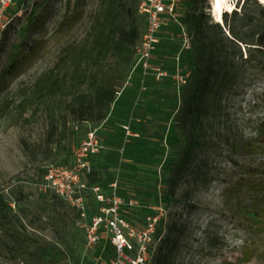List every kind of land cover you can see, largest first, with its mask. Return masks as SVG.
<instances>
[{
	"label": "rangeland",
	"instance_id": "1",
	"mask_svg": "<svg viewBox=\"0 0 264 264\" xmlns=\"http://www.w3.org/2000/svg\"><path fill=\"white\" fill-rule=\"evenodd\" d=\"M197 1L212 8V0ZM238 1L228 0L229 13L241 12L244 1ZM102 2L0 0V109L6 110L0 122V264H158L166 238L172 240L166 264H264V187L255 186L264 180V143H256L264 122L258 62L238 65L237 79L206 122L204 147L181 173L187 87L179 94L171 80L144 81L130 71L122 79L110 58L90 70L86 85L73 82L56 97L36 100L39 79L86 40ZM139 3L125 0L122 24L136 21L142 33ZM189 4L178 5L187 31ZM246 6L255 28L264 29L257 6ZM210 19L218 23L212 10ZM178 30L172 23L164 29L154 68L172 71L180 56L181 70L188 71L191 51L183 50ZM223 31L232 39L228 25ZM218 43L222 52H239L229 41ZM239 46L246 59L249 49ZM96 83L118 88L102 120L99 111L89 113ZM91 132L102 146L90 160L92 175H82L68 195L56 194L48 177L74 169ZM112 210L128 226L123 233L133 249L124 258L105 221L98 240L89 238L94 219L111 218ZM149 224L154 231L145 237ZM216 237L223 245L211 250Z\"/></svg>",
	"mask_w": 264,
	"mask_h": 264
},
{
	"label": "trees",
	"instance_id": "2",
	"mask_svg": "<svg viewBox=\"0 0 264 264\" xmlns=\"http://www.w3.org/2000/svg\"><path fill=\"white\" fill-rule=\"evenodd\" d=\"M240 4L241 1L237 6ZM247 4L257 6L260 16L264 19V6L258 0H244L241 12L234 10L226 13L223 24L210 19L212 8L204 9L203 1L190 0L186 15L187 18L191 16L188 33L192 38L193 47L184 64L190 72V77L185 86L188 91L182 118L183 127L188 130L189 135L184 142L178 166L179 173L189 167L194 155L204 147L203 133L206 122L213 108L222 103L224 95L237 79L238 65L242 62V67H247L258 62L264 70V29L255 28L254 18L247 11ZM124 6L125 0H103L102 10L95 17L92 31L86 40L81 45L66 50L60 57L58 65L39 79L35 90L36 100L56 97L68 90L73 82L79 86L86 85L90 80V70L94 66L100 67L110 58L115 59L122 79L126 78L133 65L135 48L142 33L136 21L128 28L122 24ZM205 10H210L209 14H205ZM181 20L178 15V21L184 26L185 23ZM231 22L234 23L233 26L230 25ZM171 23L179 28L173 21H169L168 25ZM226 25L232 39H228L224 34L223 27ZM178 31L180 33V28ZM218 41H229L239 52H222ZM239 44L249 49L250 53L246 59L243 58ZM117 93V86L96 83L89 113L99 111L98 120H102L103 111L114 103ZM5 114V108H1L0 122ZM256 134V143H264V122L259 124ZM253 172L260 174L258 170ZM255 186L264 187V180ZM171 242L170 238L160 241L157 251L158 264L167 263L168 246ZM222 245L223 241L218 237L210 241L211 250H216ZM242 255L247 256L245 252Z\"/></svg>",
	"mask_w": 264,
	"mask_h": 264
},
{
	"label": "built area",
	"instance_id": "3",
	"mask_svg": "<svg viewBox=\"0 0 264 264\" xmlns=\"http://www.w3.org/2000/svg\"><path fill=\"white\" fill-rule=\"evenodd\" d=\"M178 5L179 0H140L139 3V15L145 21V30L142 32L140 40L135 48V58L131 67V75H139L142 80L154 78L156 81L171 80L179 94L181 90L187 85L190 73L187 70H181L180 68V56L176 58L175 66L172 71L167 69H156L153 66L154 55L157 52L161 42L162 34L165 28L168 26L169 21H173L178 24L180 28V35L183 40V50L190 51L192 49V43L188 31L178 21ZM131 135V134H130ZM102 146L98 140L96 133L91 132L88 134L86 141L81 144L77 162L72 170L64 171L61 174H51L48 180H52L50 186L54 189L55 193L60 196L68 195L67 191L81 184V176L89 177L92 175V167L90 160L100 154ZM82 186L86 187L84 184ZM94 190L99 192V187H95ZM103 197L100 198L102 200ZM99 199V196H98ZM105 221L108 229L113 234V244L116 249V253L124 258V254L128 250H132V244L126 239L123 233V227H128L125 220L122 219L119 214L112 210L111 218H95L90 234V239L96 242L98 240L99 225ZM98 229V230H97ZM154 231V225L149 224L147 231L144 233L145 237L149 233ZM131 233L133 231L131 230ZM131 261L130 259H128Z\"/></svg>",
	"mask_w": 264,
	"mask_h": 264
},
{
	"label": "bare ground",
	"instance_id": "4",
	"mask_svg": "<svg viewBox=\"0 0 264 264\" xmlns=\"http://www.w3.org/2000/svg\"><path fill=\"white\" fill-rule=\"evenodd\" d=\"M264 5V0H258ZM218 0H212V14L218 23H223V13L228 11L227 8L233 7L229 4L228 0H219V8L217 7Z\"/></svg>",
	"mask_w": 264,
	"mask_h": 264
},
{
	"label": "clouds",
	"instance_id": "5",
	"mask_svg": "<svg viewBox=\"0 0 264 264\" xmlns=\"http://www.w3.org/2000/svg\"><path fill=\"white\" fill-rule=\"evenodd\" d=\"M218 4H219V0H218ZM227 10L230 12L232 10V8L228 7Z\"/></svg>",
	"mask_w": 264,
	"mask_h": 264
},
{
	"label": "snow or ice",
	"instance_id": "6",
	"mask_svg": "<svg viewBox=\"0 0 264 264\" xmlns=\"http://www.w3.org/2000/svg\"><path fill=\"white\" fill-rule=\"evenodd\" d=\"M217 7L219 8V4H217Z\"/></svg>",
	"mask_w": 264,
	"mask_h": 264
},
{
	"label": "crops",
	"instance_id": "7",
	"mask_svg": "<svg viewBox=\"0 0 264 264\" xmlns=\"http://www.w3.org/2000/svg\"><path fill=\"white\" fill-rule=\"evenodd\" d=\"M139 76V75H138ZM140 78V77H139Z\"/></svg>",
	"mask_w": 264,
	"mask_h": 264
}]
</instances>
